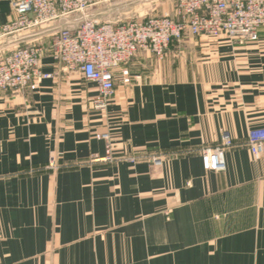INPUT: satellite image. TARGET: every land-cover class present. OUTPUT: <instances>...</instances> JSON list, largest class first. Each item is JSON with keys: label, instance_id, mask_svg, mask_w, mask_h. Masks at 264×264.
I'll list each match as a JSON object with an SVG mask.
<instances>
[{"label": "crops", "instance_id": "0c3cea01", "mask_svg": "<svg viewBox=\"0 0 264 264\" xmlns=\"http://www.w3.org/2000/svg\"><path fill=\"white\" fill-rule=\"evenodd\" d=\"M12 1L0 0V27ZM49 37L0 40V56L41 46L50 75L0 91V264H264V151L247 144L264 131V28L243 45L174 42L163 62L139 51L114 71L104 110L95 84L52 59ZM98 133L119 161L103 162ZM225 134V170L205 171L201 152Z\"/></svg>", "mask_w": 264, "mask_h": 264}, {"label": "built area", "instance_id": "2783aa9c", "mask_svg": "<svg viewBox=\"0 0 264 264\" xmlns=\"http://www.w3.org/2000/svg\"><path fill=\"white\" fill-rule=\"evenodd\" d=\"M107 2L14 0L10 5L13 20L0 27V40L19 38L80 17L79 25L51 34L48 49L52 59L64 69L78 72L86 82L96 85L92 108L104 110L115 92L114 71L129 63L139 51L150 52L161 61L172 43L186 38H224L243 45L256 42L258 31L264 28V0H176L173 18L148 17L112 24L87 20L91 10ZM43 52L41 46L31 44L18 45L3 53L0 56V91H34L41 81L50 78L40 69ZM121 75L128 83V71L122 70ZM95 136L106 143L103 162L119 161L112 152L108 134ZM247 144L250 153L258 157L264 151V131L250 132ZM230 147L232 142L225 134L219 146L204 149L201 152L203 169L223 172L224 150ZM141 158L160 165L156 157Z\"/></svg>", "mask_w": 264, "mask_h": 264}, {"label": "rangeland", "instance_id": "374dc122", "mask_svg": "<svg viewBox=\"0 0 264 264\" xmlns=\"http://www.w3.org/2000/svg\"><path fill=\"white\" fill-rule=\"evenodd\" d=\"M132 1H134V0H132ZM128 2H131V0L126 1L124 3H121V5H125ZM107 4L99 6L95 9H99V8H103V9L107 8L108 9V7L109 8L114 7V5L111 6V5H107ZM175 4H176V0H147V1H143L141 3L138 2L135 4L136 5L135 8L127 10V11L122 10V12L116 14L115 16H113L109 19H106L104 21V23H111V24L112 23H120V22L131 20V19H145L148 17L169 16V17L173 18L174 17V11H175ZM90 12H89V14H90ZM73 19H80V17H73ZM166 59H167V56L163 60H161L160 62H163ZM172 61H174V59H172Z\"/></svg>", "mask_w": 264, "mask_h": 264}, {"label": "water", "instance_id": "95a60500", "mask_svg": "<svg viewBox=\"0 0 264 264\" xmlns=\"http://www.w3.org/2000/svg\"><path fill=\"white\" fill-rule=\"evenodd\" d=\"M143 1H147V0H138L136 3H138V2L141 3ZM130 5H132V4H130ZM127 7H129V5L125 4V5H120V6L108 8V9H105L99 13H96V14H89V15H87L86 18H87V20H96L100 16H104V15H107L109 13L120 11V10H123ZM81 21H82V19H74V20H71L68 22H64V23L58 24L56 26H53L51 28H48L47 30H44L42 32H37V33L31 34L28 36L17 38V40L15 42L24 44L28 41L36 40V39L41 38V37L46 36V35H51V34L57 32V31H60L64 28L79 25L81 23Z\"/></svg>", "mask_w": 264, "mask_h": 264}]
</instances>
